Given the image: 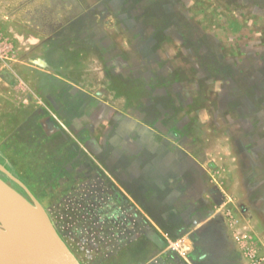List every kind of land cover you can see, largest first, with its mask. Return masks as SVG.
<instances>
[{
  "label": "rangeland",
  "instance_id": "obj_1",
  "mask_svg": "<svg viewBox=\"0 0 264 264\" xmlns=\"http://www.w3.org/2000/svg\"><path fill=\"white\" fill-rule=\"evenodd\" d=\"M45 60L83 87L68 114L77 127L59 134L43 129L44 117L55 119L18 71ZM45 84L57 96L53 79ZM111 130L117 145L187 137L203 161L219 154L214 197L230 232L203 237L223 261L249 264L232 240L249 234L264 259V0H0V234L34 243L44 220L82 264L155 257L151 218L133 202L120 207L105 177ZM179 241L168 257L190 264Z\"/></svg>",
  "mask_w": 264,
  "mask_h": 264
},
{
  "label": "crops",
  "instance_id": "obj_2",
  "mask_svg": "<svg viewBox=\"0 0 264 264\" xmlns=\"http://www.w3.org/2000/svg\"><path fill=\"white\" fill-rule=\"evenodd\" d=\"M32 39H34L33 43L39 41L34 36ZM44 62L45 66H39L35 61L18 67L20 75L21 73L26 75L25 78L21 77L26 89L34 94L38 105H44L49 109L55 119L47 120L48 117H44L43 129L46 133L55 134L63 133L65 128L75 129L76 120L70 118L68 114L79 102L75 100L79 98L83 87L59 75L48 61ZM49 79H53L58 86L57 96L48 95L45 80L48 82ZM65 90H68L69 100L66 99ZM78 105L81 104L78 103ZM92 109L96 110V106L92 105ZM120 133L125 137L128 135L125 129H122ZM108 135L114 137L109 140L110 150L104 162L105 177L115 195L118 196L117 198L122 202L120 207L133 202L142 215L151 218L154 225L151 230L156 233V256L152 259L156 258V264H186V260L177 263V260L168 257L170 253L168 242L178 238L182 241H179L180 245L185 246L190 252L188 257L190 264H233V262L221 259L222 249L219 246H217V250L219 249L217 253L212 252L214 243L210 244L203 237L207 230L211 233L216 231L218 234L219 232L227 234L230 232L223 223V219L220 218L224 205L216 202L214 197L220 191L219 188L213 186L214 183L219 187L223 186V181L220 180L223 168L219 162L213 165L218 161L217 159H222L219 158V154H215L213 157L215 159L209 161L207 158L203 161L195 149L184 144L187 137H180L181 139H176L174 144L164 147L138 144L135 148L128 145H117L118 135L116 134L117 137L113 135L112 130ZM97 148L93 150L90 147L95 154L101 152L103 147ZM145 154L148 155L149 160H145ZM210 154L206 152L207 157ZM113 194H110V199L115 201ZM234 216L231 220H227L237 223L236 215ZM230 226L233 229L236 227L234 224ZM122 229L127 232L125 228ZM239 234L235 233L232 239L237 246L240 245L236 239ZM149 237L138 239L120 251L118 256L120 260L128 255H134L136 248L141 245L139 243L143 240L150 242ZM186 240L190 242L189 245L186 244ZM148 259L145 264L152 260Z\"/></svg>",
  "mask_w": 264,
  "mask_h": 264
},
{
  "label": "water",
  "instance_id": "obj_3",
  "mask_svg": "<svg viewBox=\"0 0 264 264\" xmlns=\"http://www.w3.org/2000/svg\"><path fill=\"white\" fill-rule=\"evenodd\" d=\"M45 230V247L0 234V264H82L56 231L48 227Z\"/></svg>",
  "mask_w": 264,
  "mask_h": 264
},
{
  "label": "built area",
  "instance_id": "obj_4",
  "mask_svg": "<svg viewBox=\"0 0 264 264\" xmlns=\"http://www.w3.org/2000/svg\"><path fill=\"white\" fill-rule=\"evenodd\" d=\"M249 234L240 233L236 239L240 247L245 252L249 264H264V259L259 257L253 248L249 245Z\"/></svg>",
  "mask_w": 264,
  "mask_h": 264
},
{
  "label": "bare ground",
  "instance_id": "obj_5",
  "mask_svg": "<svg viewBox=\"0 0 264 264\" xmlns=\"http://www.w3.org/2000/svg\"><path fill=\"white\" fill-rule=\"evenodd\" d=\"M5 193H6V191H5ZM7 194V193H6ZM9 195V194H8ZM8 197V196H7ZM7 197H5V198H7ZM12 200V199H11ZM21 208V207H20ZM16 210V209H15ZM14 211V210H13ZM21 214V213H20ZM25 214V213H24ZM30 213H27V214H25V215H22L24 218H26L27 216L26 215H29ZM31 216H33V215H31ZM22 217V218H23ZM30 217V216H29ZM34 217V216H33ZM31 219H32V217H31ZM35 219H36V217H35ZM34 218H33V220H35ZM39 219V218H38ZM32 221V220H31ZM36 221H38V220H36ZM35 223V222H34ZM38 223V222H37ZM37 226V225H36ZM40 227H42V232H43V235H42V233H39L40 234V240H32L34 243H30V244H34V245H37V246H40V247H45L46 246V243H47V237H46V234H45V223H44V220H42V226H40ZM37 230V229H36ZM41 232V231H40ZM37 237V236H36ZM33 238V237H32ZM25 243H28L29 244V241L30 240H26V239H22Z\"/></svg>",
  "mask_w": 264,
  "mask_h": 264
}]
</instances>
